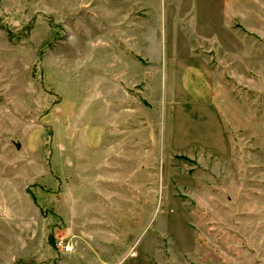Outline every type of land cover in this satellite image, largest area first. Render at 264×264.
Listing matches in <instances>:
<instances>
[{"label":"rangeland","instance_id":"rangeland-1","mask_svg":"<svg viewBox=\"0 0 264 264\" xmlns=\"http://www.w3.org/2000/svg\"><path fill=\"white\" fill-rule=\"evenodd\" d=\"M175 1L0 0V155L57 153L58 180L27 186L57 264H264V0ZM99 46L141 61L128 90L149 156L110 187L83 163L62 188L63 124L92 112L72 102Z\"/></svg>","mask_w":264,"mask_h":264},{"label":"crops","instance_id":"crops-1","mask_svg":"<svg viewBox=\"0 0 264 264\" xmlns=\"http://www.w3.org/2000/svg\"><path fill=\"white\" fill-rule=\"evenodd\" d=\"M168 1L160 2L165 9ZM170 1L171 4L178 3ZM224 1L227 10L235 3V0ZM122 9L132 12L133 2H126ZM96 49L99 52L84 54L83 69L86 73L82 74L80 66L77 74L79 90L72 102L77 107L92 108V112L79 118L76 130L67 129L64 123L61 132V171L67 178L62 188H69L71 179L78 178L83 163L86 167L87 163H93L92 170L97 175L95 180L98 181L99 177V184L104 182V186L110 187L117 180L115 172L118 169L133 165L135 149L142 155L145 150L149 156V136L143 129L144 124L149 123V110L141 108L140 116L135 115L131 104L133 94L128 90L133 88L131 71L134 66L139 67L141 61L126 51L103 54L100 46L94 47ZM147 80V75L141 76V82ZM63 96L64 103L67 97ZM135 124L140 127H135ZM82 153L86 155L85 159L81 158ZM55 155L57 153L53 154L51 165L49 162L38 164L36 159H26L21 164L20 155V158L7 162L6 155H0V264H57L54 248L47 238L48 228L39 196L27 190L30 183L38 180L50 184L58 180L53 174ZM66 214L70 218L69 211L61 213V216Z\"/></svg>","mask_w":264,"mask_h":264},{"label":"built area","instance_id":"built-area-1","mask_svg":"<svg viewBox=\"0 0 264 264\" xmlns=\"http://www.w3.org/2000/svg\"><path fill=\"white\" fill-rule=\"evenodd\" d=\"M56 247L62 253H69L73 248L72 244L70 242H66L63 238H60V240L56 242Z\"/></svg>","mask_w":264,"mask_h":264},{"label":"water","instance_id":"water-1","mask_svg":"<svg viewBox=\"0 0 264 264\" xmlns=\"http://www.w3.org/2000/svg\"><path fill=\"white\" fill-rule=\"evenodd\" d=\"M17 147H19V144H17Z\"/></svg>","mask_w":264,"mask_h":264}]
</instances>
